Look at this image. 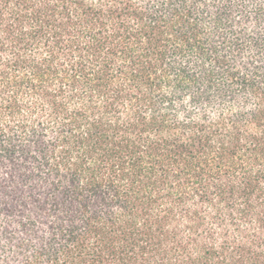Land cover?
<instances>
[{
	"label": "trees",
	"instance_id": "1",
	"mask_svg": "<svg viewBox=\"0 0 264 264\" xmlns=\"http://www.w3.org/2000/svg\"><path fill=\"white\" fill-rule=\"evenodd\" d=\"M0 264H264V0H0Z\"/></svg>",
	"mask_w": 264,
	"mask_h": 264
}]
</instances>
